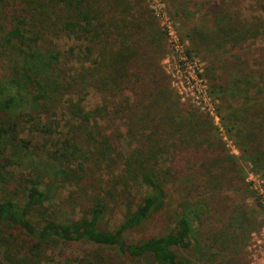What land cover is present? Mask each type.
<instances>
[{
    "label": "trees",
    "instance_id": "obj_1",
    "mask_svg": "<svg viewBox=\"0 0 264 264\" xmlns=\"http://www.w3.org/2000/svg\"><path fill=\"white\" fill-rule=\"evenodd\" d=\"M223 19L215 13L211 31L191 32L212 45L209 91L236 145L252 152L258 140L252 166L264 179V57L228 46L241 30ZM158 32L143 0H0V264H39L51 247L80 243L90 250L65 264H227L216 259L257 228L241 169L169 88L151 44ZM221 55L232 74L216 71ZM90 94L98 102L84 111ZM104 118L124 119L126 134L102 135ZM116 163L96 188L94 171ZM72 184L79 200L96 195L64 219L57 195ZM109 204L122 217L111 230ZM147 219L171 228L123 239Z\"/></svg>",
    "mask_w": 264,
    "mask_h": 264
},
{
    "label": "rangeland",
    "instance_id": "obj_2",
    "mask_svg": "<svg viewBox=\"0 0 264 264\" xmlns=\"http://www.w3.org/2000/svg\"><path fill=\"white\" fill-rule=\"evenodd\" d=\"M143 1L147 9V13L150 15L153 21L156 31H159L158 24L160 20L153 19L148 7L156 4L157 2V4L161 6V8L159 9L161 14L163 12L164 18L169 23L170 27L175 33V37L178 39V42L181 45L180 49L188 54V56L197 60L200 68V75L207 87V94L210 98L209 102L213 107V113L215 116H217V120L215 121L211 116H209L204 111H201L199 107H195V105L193 103H190L189 101L180 102L181 100L179 101V99L178 101L189 106L191 112L194 115L207 118L212 131V136H214V138L220 142L222 149L226 152V154L233 157L235 163L243 173V182L246 184L247 189L250 193L249 197H247L244 201V209L245 212H247L246 217H249V219L254 221L256 225L258 224L257 228L252 230L249 235L243 240L241 248L236 247V249L234 250L223 252L220 256H218L216 260L218 262H220V260L229 262L227 264H250L252 258H258L262 255H253L254 249H252L251 247L249 249H246L247 245L251 243V234L257 232L261 225L262 215L256 205L253 192L249 187V184L246 182V177L250 173L253 175H257L263 180L262 182L264 186V179L258 172L255 171L254 167L252 166V161L256 159V155L258 154L256 150L257 148H260V146H256L258 140L256 141V143L254 141V143H252L254 147L250 148L252 150L251 152L249 149L243 151L241 147H238L236 145V130L232 131V122L229 121L227 112L221 108L219 102H217V100L214 99L215 97L210 93L209 81L205 77L206 68L208 66V59H205L204 56H207L206 50H209L212 45L210 43L200 42L197 39V36L191 32V29L196 30V32L202 33L211 31L214 28L212 27L213 16L215 13H219L221 18H225L223 19V21L226 22L227 19L232 22V25L234 27L233 29L239 28L241 30L238 34V36H240L239 41L233 40L228 46L235 42H238L240 50H246L252 57H258V59L263 58L264 1L192 0L193 5H191V1H187L188 10L184 16H182L178 12V16H176L175 14V8L178 5V0H155L156 2L154 0H147V2H145V0ZM243 30L244 32H242ZM150 36H152L151 44L156 45L157 50H159V66L167 76L169 88L178 98L179 96L177 95V91H181V89L177 88L178 84L176 83V79H172L170 74L167 73L170 72L169 65L171 63L173 65L174 63L171 59V54L173 52L169 47L170 44L160 31L158 32V34H151ZM219 58V66H217L218 68L216 71L220 74L225 75L232 74L234 67L225 62V58L223 55L219 56ZM258 61L263 62L261 60ZM87 98V101L82 104L84 111H89L94 106V104L98 102L97 96L94 94H90ZM108 112L109 114H111L110 108H108ZM105 114L107 115L106 111ZM125 123L126 121L124 119L118 121L116 119L109 120L108 118H104L102 120H98V129L101 130V134L104 136L111 135L115 130H119L122 135H125ZM237 127L238 125L235 126L236 129ZM134 143L135 142H133L130 147L133 148ZM118 168H121V164L119 163L109 165V167H107L105 164H102L99 171L95 170L93 173V178L96 179V188H99L100 190L106 188V175H109L110 173L116 174ZM84 181L85 179L84 177H82V179L80 180L81 184L84 185ZM75 189L76 186L72 184L70 188H62L58 192L57 197L59 200H61V202L59 203V214L64 219H78L81 216L79 210L81 208H84V203L86 202L85 199L89 201V198L96 195L86 190V197L79 200L74 194ZM68 190H70L71 193H67ZM68 194H71V196L68 197ZM98 196L101 197L100 194H98ZM108 206V212H106L102 217V223L106 229L111 230L121 222L122 217L120 213L121 210L119 208H115L111 204H109ZM79 207L81 208L79 209ZM165 227L166 226L159 220L156 222V220L153 221L152 219H147V222L145 224H142L138 229L125 232L123 235V239L127 242H134L136 240H139L141 237L156 236L160 233H163L164 231H167V228H171V223L166 228ZM242 233L243 232L240 233V236L242 235ZM83 249L90 250L88 245L84 243L68 244L64 246L56 245L55 247H51L50 249H48V251H45V255L42 258L43 261H41L39 264H65L66 257H77Z\"/></svg>",
    "mask_w": 264,
    "mask_h": 264
},
{
    "label": "built area",
    "instance_id": "obj_3",
    "mask_svg": "<svg viewBox=\"0 0 264 264\" xmlns=\"http://www.w3.org/2000/svg\"><path fill=\"white\" fill-rule=\"evenodd\" d=\"M155 1V0H154ZM147 2V0H145ZM156 2V1H155ZM161 6L153 4L149 6V12L154 20H160L158 29L165 36L169 42V47L172 50L171 59L172 63L169 65L170 74L172 79H176L178 84L177 91L178 99L180 102L189 101L193 103L195 107H199L201 111H204L209 116H211L215 121L217 116L213 113V107L210 104L209 96L207 94V87L203 78L200 75V68L197 60L188 56L184 51L180 49L181 45L178 39L175 37V33L170 27L167 20L164 18V14L160 12ZM170 50V49H169ZM167 60V59H166ZM177 97V96H176ZM263 180L257 175L248 174L246 177V182L251 188L256 205L261 212L262 222L257 232L251 234V243H249L246 249L250 247L254 249V254H262L258 258H252L250 264H264V186Z\"/></svg>",
    "mask_w": 264,
    "mask_h": 264
}]
</instances>
